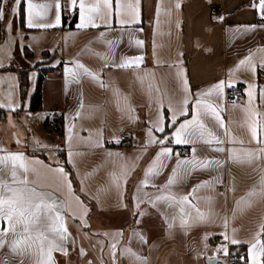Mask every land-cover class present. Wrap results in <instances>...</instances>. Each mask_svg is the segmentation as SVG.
<instances>
[{"label":"crops","instance_id":"1","mask_svg":"<svg viewBox=\"0 0 264 264\" xmlns=\"http://www.w3.org/2000/svg\"><path fill=\"white\" fill-rule=\"evenodd\" d=\"M22 2L23 25L21 5L12 11L15 0L3 5L5 17L0 20V156L22 153L29 161L42 162L34 165L41 172L38 182L63 204L61 222L68 233L67 255L53 252L55 264H114L113 251L115 264H209L210 258L227 257L239 247L245 259L236 264H253V258L264 264L259 252L264 244L260 184L264 159L252 163L230 159L233 152L264 148L249 130L255 128L264 141V68L259 67L264 59V15L259 0H111L109 7L104 0H84L86 9L98 11L91 13L97 26L83 28L80 0L75 7L70 0H32L34 12H46L41 23H55L59 4L60 25L52 28H28L27 0ZM216 5L227 14L214 18L211 8ZM76 11L75 28L65 27L64 15L70 20ZM137 40L143 43L138 45ZM249 56L257 64L255 73L239 65ZM136 58L141 59L127 67L112 66ZM13 62L32 67L25 98L18 71L4 69ZM77 64L95 77L84 74ZM41 68L49 69L42 85V108L33 111L30 102ZM70 68L79 75L74 78ZM221 80L225 81L221 93L201 96ZM235 85L243 88V100L230 104L226 92ZM184 98L189 101L188 114L177 112L173 124V110ZM197 98L201 106L218 107L225 128L205 120L214 134L206 138L213 139L211 148L223 147L225 152L202 143H175V129L197 115ZM54 119H62L61 147L49 126ZM124 133L131 134L132 145L121 148ZM215 137L223 143L217 145ZM159 139L164 143L150 142ZM193 147L197 159L219 160L222 166L183 165L181 171L196 170L184 175L182 183L168 191L152 186L165 185L177 158L191 160ZM163 148L171 149L172 156L164 160L159 175L141 187L146 170ZM58 168L64 173L54 171ZM205 181L211 183L189 196L190 203L156 200L169 192L188 194ZM254 188L256 195L249 196ZM182 217L187 221L183 226ZM214 237L219 244H211ZM232 239L240 243L232 244ZM257 240L253 256L250 249Z\"/></svg>","mask_w":264,"mask_h":264},{"label":"snow or ice","instance_id":"2","mask_svg":"<svg viewBox=\"0 0 264 264\" xmlns=\"http://www.w3.org/2000/svg\"><path fill=\"white\" fill-rule=\"evenodd\" d=\"M8 0H0V20L5 17L4 4ZM22 0H15V6L13 7V13H16L21 5ZM77 0H70L73 7L76 6ZM138 2V0H137ZM105 7H109L111 0H104ZM27 27L28 28H52L60 25L61 16L59 11V4H57V12L55 15V23H41L39 20L42 18L46 12H34V8L37 6L32 3V0H27ZM41 8L47 6L40 5ZM179 7V4H177ZM79 9L81 13L82 23L81 28L85 27L87 24H92L93 27L97 26L93 21L91 13L97 12L98 9L95 7L87 8L84 0H80ZM259 9L261 14L264 15V0H259ZM11 27V25H9ZM104 34L101 33V36ZM138 45L142 44V41L137 40ZM141 58H136L130 62L114 64L113 67H127L130 63H138ZM240 66L247 65L248 68L255 73L257 69V64L253 63L251 56L246 57L239 61ZM77 68L84 69V74L88 76L95 77V73H92L84 67L83 64H77ZM108 65H105L107 67ZM0 67L3 64L0 63ZM259 67L264 68V59L259 61ZM67 71L75 77L79 74L73 73L72 69H67ZM185 90H187V81H184ZM103 86V84H102ZM228 86H231L230 84ZM225 87V81H218L216 84L212 85L209 90L202 93L203 97H212L214 92L221 93ZM251 87V85H250ZM251 92L249 96L251 97ZM171 103V100H170ZM180 107L173 110V115L171 117V122L173 124L177 121L176 113L179 115L186 116L187 109L186 105L189 103L187 98L182 99L179 102ZM197 109V115L191 120H185L179 124L174 132V140L177 144H196L202 143L211 148L213 145V139L206 137H213V132L209 129L208 125L204 122L205 120L214 121L220 128H225L223 119L220 115V111L217 106L212 103H205L201 106V99L197 98L194 102ZM81 108H83V102L81 101ZM14 110V109H13ZM77 116L80 112L77 111ZM159 124V117L157 118L156 125ZM252 134V138L256 140L258 144L264 143V141L258 139L257 131L255 128L250 127L249 129ZM71 131V129H70ZM156 131L163 132V127H156ZM225 134H227V129H225ZM148 135H152V129H149ZM71 139V136L69 137ZM215 143L222 144L223 140L219 137H215ZM117 142H119L117 140ZM151 143L163 144L164 140H152ZM242 143V141H241ZM102 146V145H98ZM147 147V145L145 146ZM211 150L217 152H225L226 149L223 147L211 148ZM0 151H3L0 149ZM197 149L192 148L193 157L191 160H180L177 158V165L172 169L166 184L163 186L152 185L156 187L158 191H168L171 186L182 183L184 175H190L191 171L196 170L195 168H183V165H193L198 164L201 168H207L209 165L222 166L219 160H208V159H197L195 156ZM172 156V150L168 148L161 149L157 153L156 157L150 164L149 168L146 170L145 179L143 185H147L150 182V177L152 175H159V168L166 166L164 160ZM164 159H161V158ZM230 159L234 163H252L256 160L264 159V148H260L255 151L246 152H233L230 155ZM158 167L154 170L153 165ZM39 161H29L22 153L7 154L0 156V264H55L52 253L55 251L61 252L67 255V250L65 248V241L67 240L68 233L66 227L61 222L63 217L61 214V209L63 204L59 203L58 200L53 199V193L43 191L42 185L39 184V178L41 175L40 169L36 168L35 164H41ZM61 174L64 173L63 168L55 169ZM211 181L202 182V184L194 185L192 191L188 194L177 196L169 192L168 196H157L156 200H163L165 202H175L178 204H183L189 201V196H191L199 187L207 186ZM261 190L264 191V175L261 177ZM70 187V185H69ZM139 190V189H138ZM249 196L256 195L255 188L248 194ZM153 202V201H149ZM172 203H169V207ZM183 210V209H182ZM198 215L203 218V214ZM186 219L182 217V226L186 223ZM261 230L264 231V224L261 225ZM143 239V237H141ZM225 239H228L225 236ZM232 244L240 243L236 239L231 240ZM260 241L257 240L256 243L251 245L250 251L255 256L257 245ZM112 249L116 248L113 244ZM7 248L8 252L4 253V249ZM127 251V250H125ZM225 254L226 246L224 247ZM260 254L264 255V244H260L259 247ZM113 262L115 264L116 253L113 251L111 253ZM91 264V262H89ZM146 264V261L143 262ZM253 264H256L253 258Z\"/></svg>","mask_w":264,"mask_h":264},{"label":"trees","instance_id":"3","mask_svg":"<svg viewBox=\"0 0 264 264\" xmlns=\"http://www.w3.org/2000/svg\"><path fill=\"white\" fill-rule=\"evenodd\" d=\"M77 17H78L77 11L70 18V20H69L68 16L65 14L64 20H63L64 26L69 28V29L75 28L76 23H77ZM20 20H21V23L23 25L24 24V3L23 2L21 3V7H20ZM26 53L28 55H31V51H29L28 49H26ZM4 69H14V70L18 71L19 79H20V85H21V94H22V97L25 98V96L27 94V90H28V84H29V73H30V70L32 69L31 65L19 64V63L13 62L10 66L5 67ZM48 70L49 69L41 68L39 71L37 86H36L34 93L32 94L31 102H30V109L33 111H37V110H40L42 108V85H43V81L45 79V76H46ZM67 168L72 174V170L68 165H67ZM242 252H244L243 247H239L231 255L234 258H237ZM240 261L241 260L235 261L233 264H236Z\"/></svg>","mask_w":264,"mask_h":264},{"label":"built area","instance_id":"4","mask_svg":"<svg viewBox=\"0 0 264 264\" xmlns=\"http://www.w3.org/2000/svg\"><path fill=\"white\" fill-rule=\"evenodd\" d=\"M212 15L214 18H217V16H225L227 13L225 12V9L221 5H216L211 8ZM244 91L241 86H233L229 88L226 92V99H228V103L234 104L236 102H239L243 100ZM50 128L57 133L58 135V145L61 147L64 144V135H63V127H62V119H54L50 122ZM169 142H172V139L169 138ZM132 145L131 141V134L130 133H124L120 137V147L126 148L130 147ZM220 243V240L216 237L212 238L211 244L217 245ZM244 254L243 252L237 257L234 258L232 255H228L224 258H219V261L217 264H233L235 261L238 260H244Z\"/></svg>","mask_w":264,"mask_h":264},{"label":"water","instance_id":"5","mask_svg":"<svg viewBox=\"0 0 264 264\" xmlns=\"http://www.w3.org/2000/svg\"><path fill=\"white\" fill-rule=\"evenodd\" d=\"M218 261H219V258L218 257H214V258H210L208 260V263L209 264H217Z\"/></svg>","mask_w":264,"mask_h":264}]
</instances>
